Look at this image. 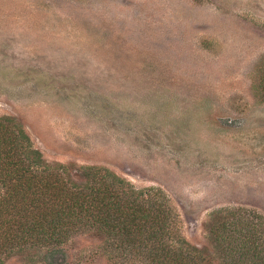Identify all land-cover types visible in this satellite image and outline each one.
<instances>
[{
  "label": "rangeland",
  "instance_id": "obj_1",
  "mask_svg": "<svg viewBox=\"0 0 264 264\" xmlns=\"http://www.w3.org/2000/svg\"><path fill=\"white\" fill-rule=\"evenodd\" d=\"M262 80L264 0H0V116L48 162L164 193L201 249L213 212L264 216ZM99 246L65 249L108 264Z\"/></svg>",
  "mask_w": 264,
  "mask_h": 264
},
{
  "label": "trees",
  "instance_id": "obj_2",
  "mask_svg": "<svg viewBox=\"0 0 264 264\" xmlns=\"http://www.w3.org/2000/svg\"><path fill=\"white\" fill-rule=\"evenodd\" d=\"M163 195L102 166L48 162L18 119L0 116V264L28 250L41 255L25 264H74L65 246L81 235L99 239L108 264H264L263 214L213 212L201 249Z\"/></svg>",
  "mask_w": 264,
  "mask_h": 264
}]
</instances>
